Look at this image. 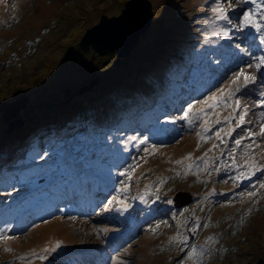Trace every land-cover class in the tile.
<instances>
[{
    "label": "rangeland",
    "instance_id": "374dc122",
    "mask_svg": "<svg viewBox=\"0 0 264 264\" xmlns=\"http://www.w3.org/2000/svg\"><path fill=\"white\" fill-rule=\"evenodd\" d=\"M126 1L129 0H0V101L13 102L25 97V106L18 114L21 124L12 130L0 111V235L9 237L0 240V264H80L77 259L81 254H86L87 264H264V188L259 186L264 183V173L256 171L250 177L232 179L240 172H248L243 166L245 159L254 158L260 163L264 157V136L259 135L264 108L256 106L257 98L240 91L236 94L241 100L240 110L234 111L232 99L228 106L222 101L215 108L203 106L208 113L207 132L200 127L203 114L192 124L182 118L189 103L199 108L202 105L195 102L217 89L223 87L225 94L229 88L235 89L224 77L233 74L231 72H224L216 81L224 65L231 58L232 63L236 61V51L226 46L223 52L226 44L218 40L220 36H213V31L209 33L218 27L211 11L215 0H148L153 19L126 57L117 56L115 50L101 54L91 47L83 50L80 41L86 31L97 24L102 15L118 16ZM231 3L238 4L234 0ZM250 6L257 12L255 5ZM260 14H264V9ZM228 38L231 40L232 34ZM210 39L220 43L208 46ZM233 43L234 49L235 40ZM203 49H214L212 58L216 61L207 60L211 62L209 73L204 74L201 85L194 89L187 85L186 101V93L177 103L168 101L177 96L178 91L172 95L169 85L180 79L178 72L195 65L190 53L196 51L197 55L198 51L203 53ZM187 71L186 76L196 78L197 73H191V68ZM167 76L169 79L164 80ZM92 81L95 83L80 93L81 88ZM160 82L166 85L162 88L167 93L165 100H159L158 112L168 111L163 118L166 124L173 126V133L164 142L149 144L146 140L135 147L136 153H114L109 160L117 166L112 174H107L112 178L114 193L88 215L77 216L53 209L60 197L65 198L66 185L62 184L57 190L53 186L46 189V177L38 180L33 175L35 164L24 165L27 162L22 161L20 165L8 164L24 157L30 141L34 149L43 148L42 141L52 129L64 128L70 132L61 139L65 153L78 155L85 149L87 154L93 155L94 151L87 145L90 141L71 144L80 127L88 123L86 129L90 130L97 125L96 121H112L119 116L125 119L123 123L133 124V113L138 108L135 101L147 89H152L151 98ZM214 82L216 87L212 89L201 88ZM180 89L183 88H179L182 94L186 87ZM198 93L200 95L195 97ZM163 102L169 104V109H164ZM243 105H247L246 120L250 123L237 127ZM103 107L109 112L99 115ZM85 109L91 111L85 113ZM11 112L8 110V114ZM9 120L14 117L10 116ZM232 120L238 132L228 135ZM249 128L257 133L255 141L245 139L242 145L236 146L235 139L245 136ZM218 130H222L221 139L215 136ZM29 131L38 134L35 139L41 136V140L26 139ZM88 134L89 131L84 130L83 136ZM201 136L205 139L201 140ZM145 137L148 138L140 134L135 142ZM247 144L253 147L247 149L244 147ZM213 145L217 147L213 149ZM144 148L149 149L148 153ZM47 150L45 148L43 153L50 159ZM229 153L240 167L232 166ZM37 155L41 157L40 153ZM205 159L210 166L204 164ZM193 161L199 164V172L195 168L188 169ZM217 167L218 172L214 170ZM4 169L7 172L3 174ZM121 172L130 173V178L121 176ZM52 181L59 184L57 179ZM122 181L129 184L127 191L122 190ZM242 181L245 182L241 186ZM82 183L81 180L76 187ZM103 183L107 181L104 179ZM249 184L251 187L247 188ZM141 190H145L143 199H149L148 202L154 196L159 197L158 205L149 204L151 216L133 211L130 218L135 222L128 230L127 222L112 220L109 211L114 203L108 204V201L122 194L121 197L127 198V207H132ZM250 191L256 195L248 196ZM178 194L185 197L180 202L182 205L175 208L172 200ZM169 200L172 203H168ZM72 204L75 206V201ZM115 207L124 208L117 203ZM101 216L111 220L106 218L102 223ZM139 216L142 219L138 221ZM196 224L199 227L190 231ZM120 226L122 237L131 239L116 253L100 258L102 251L99 250L104 249L102 240L109 232H119ZM178 233V239H170ZM185 236L187 244L181 242ZM57 241L61 242L60 246L47 253L46 259H39L42 250L55 247ZM193 247L195 252L189 255Z\"/></svg>",
    "mask_w": 264,
    "mask_h": 264
},
{
    "label": "snow or ice",
    "instance_id": "6c2138e0",
    "mask_svg": "<svg viewBox=\"0 0 264 264\" xmlns=\"http://www.w3.org/2000/svg\"><path fill=\"white\" fill-rule=\"evenodd\" d=\"M225 2H227V7H225ZM238 3L243 5L246 3H251L252 5H255L257 8V13H254L251 8L245 9L242 12V15L237 17V23H233V18L230 16V12L235 11L236 5H233L231 3V0H215V7L211 9L213 12L215 19L219 21H224L226 22V26L222 27L220 31H213L212 35L213 36H224L228 37L233 29H237L240 31H243L246 28H252L254 29L257 33H259V44L261 46H264V14H260V10L264 9V0H261L260 3L257 2V0H238ZM239 48V45L236 46ZM249 56V62H247L244 66H238L239 70L233 72L232 77L229 81V84L232 86H235V89L232 90L229 88L227 93L225 94V89L223 87L217 89L215 92H212L211 95L205 97L203 100L196 101L195 103H198L202 105V107L199 108H194V105L192 103H189L186 107V109L183 110L182 113V118L188 121L189 124H192L196 121H199L201 119V114H203V122L200 124V127L205 131H209L207 125H208V113L205 111V108L203 106H208L209 108H215L221 101L225 104V106H228V101L230 99L233 100V103L235 105V110H240L242 105H241V100L236 96L237 93L241 91V88H246L249 83H254L256 80V75L254 73L246 72V68H253L259 72L261 69H264V54L262 55H253L250 52L246 53ZM242 78V82H241ZM211 101H215V103H210ZM256 106L257 107H264V94H261L258 100L256 101ZM247 105H243V110L239 112V119L237 121V127H241L242 125L246 123H250V121L246 120V115H247ZM191 117V118H190ZM166 119H168L166 117ZM216 123L219 124L220 120L217 119ZM221 131L218 130L215 132V136L217 139H221ZM235 131V129L230 128L228 130V135H231V133ZM199 135V133H198ZM259 135L264 136V122H261L259 126ZM257 136V133H254L251 131V129L246 130V135L242 136L240 138L235 139L234 144L236 146L242 145L243 141L245 139H251L253 142L255 141ZM129 139L131 140H137V136H131ZM205 139V137L201 136V140ZM147 140V137L144 139H141L139 141L140 144L145 143ZM258 146V145H257ZM217 147V145H213V149ZM245 148L251 149L253 147V144H247L244 145ZM152 148L155 149L156 145H152ZM213 149H210L209 151H212ZM149 149L144 148V152L148 153ZM205 156H207V153H205ZM189 157H191V154H189ZM229 158L233 160L232 166L234 167H240L239 165L235 164L234 157L232 153H229ZM182 161H177V163H181ZM205 165H209V161L207 159L204 160ZM210 166V165H209ZM243 166L248 169V172H240L237 176L233 177V180H240L242 178H247L252 175H255L256 171H264V165L260 166L259 168L256 167V160L254 158L250 159H245L243 162ZM193 168L199 172L200 166L199 164L195 163L193 161L188 165V169L191 171ZM215 171H219L220 169L217 167L214 169ZM121 176H128L130 178V173L128 172H121L119 173ZM179 174V173H178ZM123 185V191H127L129 188V184L124 183L123 181L121 182ZM163 183V181H161ZM260 188H264V183H261ZM147 189V186H145ZM157 191H159V188H157ZM248 196H255L256 192L250 191L247 193ZM243 195V193H241ZM140 199H143V196L139 197ZM159 197H157L158 199ZM127 198H121V197H113L112 200L108 201V204H112L113 202H116L119 205L124 206L123 209L121 210H126V207L128 206L126 204ZM168 203H172L171 200L167 201ZM251 210H249L250 212ZM72 219H75V217H72ZM199 224H196L193 229H190V231H194L195 228H198ZM154 230V229H153ZM106 231V230H105ZM180 234H177V237H173L170 239H178ZM9 237L0 235V240L8 239ZM212 238L209 237V240ZM188 237H183V240L181 241L184 244H187ZM59 241L56 242L55 247H45L42 250V253L39 254V259L44 260L47 258V253L54 252L56 248L60 246ZM195 252V247L191 249L189 252V255L193 254ZM35 254V253H34Z\"/></svg>",
    "mask_w": 264,
    "mask_h": 264
},
{
    "label": "water",
    "instance_id": "95a60500",
    "mask_svg": "<svg viewBox=\"0 0 264 264\" xmlns=\"http://www.w3.org/2000/svg\"><path fill=\"white\" fill-rule=\"evenodd\" d=\"M152 19L153 12L148 0L126 1L118 16L107 17L102 15L99 22L86 31L80 41V46L84 50L92 46L93 51L100 54L115 50L117 56L126 57L139 40V37L147 31ZM112 29L116 30L114 35L111 34ZM95 81L97 82L96 79ZM95 81L81 88L80 93L89 89ZM68 92L66 91V93ZM24 106L25 97L13 102L0 101V111H2L3 120L8 121L9 130L21 124L18 114L20 108ZM10 109L12 112L8 114ZM10 116L14 117V120L10 121ZM176 198L180 199L179 197Z\"/></svg>",
    "mask_w": 264,
    "mask_h": 264
},
{
    "label": "trees",
    "instance_id": "16d2710c",
    "mask_svg": "<svg viewBox=\"0 0 264 264\" xmlns=\"http://www.w3.org/2000/svg\"><path fill=\"white\" fill-rule=\"evenodd\" d=\"M142 36V35H141ZM140 36V37H141ZM140 37H139V39H140ZM91 47V49L93 50V47L92 46H90ZM84 50V49H83ZM169 67H170V65L169 66H167V68H166V70H165V72H170V69H169ZM169 79V77L167 76L164 80H168ZM163 86H165L166 87V85L165 84H163L162 82H160V84H159V86H158V92L156 91V92H154V95L151 97V98H149V96H145V97H143V98H138V100H136L135 101V106L136 107H138V105L140 106V105H142L143 103H145L148 99L151 101V102H155V100H156V98L158 97V96H162V95H165L166 94V90H165V88H162ZM151 91H152V89H151ZM151 94V93H150ZM141 96V95H140ZM145 100V101H144ZM142 101H144V102H142ZM140 108V107H139ZM91 110H89V109H85L83 112H85V113H89ZM138 111V109H136L135 108V110H134V113H133V115H135V113ZM89 118V117H88ZM117 119V121L118 120H122V122H124L125 121V119H123L122 118V116H119V117H117L116 118ZM115 119V120H116ZM101 122V121H100ZM100 122H98V121H96L95 123H97V124H103V123H100ZM117 123V122H116ZM69 123H67L66 125H68ZM85 124H88V123H85ZM81 125H82V123H81ZM104 126H106V127H108L107 125H105V124H103ZM115 126H116V124H115ZM38 128H40V127H38ZM36 129V128H35ZM104 129V128H103ZM105 130V129H104ZM67 130H64V128H62V129H55V130H51V133H50V135L48 136V137H46V139L44 140V141H42V144L44 145V149L45 148H47V146L49 145V141H55V140H58L62 135H63V133H67L66 132ZM30 133L28 134V138H26V139H30V140H32L33 142L35 141V140H41V136H39V137H37L36 139L34 138L35 136H37L38 134H34V132L32 133V131H29ZM56 133V134H55ZM70 134V132L67 134V136ZM61 135V136H60ZM83 141H90L92 144L89 146V149H95V147L97 146V144H96V142H95V138H93V137H91V136H89V135H87V136H82L81 138H77V139H75V140H72V142L73 143H77V142H83ZM35 148V146H34V144H32L31 143V141L29 142V145L26 147V149H25V155H24V157H19V158H17V160H18V162H15V163H8L9 165H11V164H13L14 166L15 165H20V163H21V161L22 162H29L30 160H35V158H36V156H37V154H39L40 153V151H41V149L42 148H39V147H37L36 149H34ZM38 152V153H37ZM105 152V150L104 149H99L98 151H97V156L98 157H100V155H103V153ZM37 153V154H36ZM90 154H87V156H89ZM18 156V155H17ZM28 159H30V160H28ZM7 165V164H6ZM14 166H11V167H14ZM60 167H62V166H60ZM12 169V168H11ZM5 172H7L5 169L3 170V174L5 173ZM1 173V174H2ZM2 186V185H1Z\"/></svg>",
    "mask_w": 264,
    "mask_h": 264
},
{
    "label": "bare ground",
    "instance_id": "6f19581e",
    "mask_svg": "<svg viewBox=\"0 0 264 264\" xmlns=\"http://www.w3.org/2000/svg\"><path fill=\"white\" fill-rule=\"evenodd\" d=\"M46 18V17H45ZM113 30V29H112ZM116 33V30H113V31H111V34L112 35H114ZM109 37H111L110 35H109ZM150 93H151V89L150 90H146L145 92H143L142 94H141V96H140V98H143L144 96H149L150 95ZM145 101V100H144ZM144 101H142V102H144ZM109 112V110L106 108V107H103L100 111H99V115H101V114H106V113H108ZM67 203V202H66ZM66 203H64V204H66ZM66 208H68V207H66Z\"/></svg>",
    "mask_w": 264,
    "mask_h": 264
}]
</instances>
